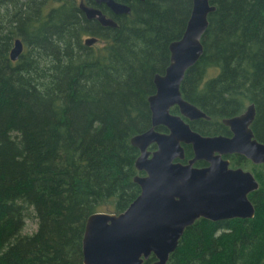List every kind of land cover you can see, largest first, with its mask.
Masks as SVG:
<instances>
[{
	"label": "trees",
	"instance_id": "1",
	"mask_svg": "<svg viewBox=\"0 0 264 264\" xmlns=\"http://www.w3.org/2000/svg\"><path fill=\"white\" fill-rule=\"evenodd\" d=\"M146 1L109 27L78 0H0V264H84L87 217L121 212L141 192L131 138L152 125L154 77L191 8V0ZM211 2L203 54L181 83L211 118L190 123L226 133L223 117L255 102L253 130L264 142V0ZM89 35L98 40L86 44ZM18 37L24 49L13 59ZM184 147L188 158L193 147ZM231 160L260 183L249 193L255 215L197 218L167 264H264V162ZM30 207L38 227L23 233Z\"/></svg>",
	"mask_w": 264,
	"mask_h": 264
},
{
	"label": "water",
	"instance_id": "2",
	"mask_svg": "<svg viewBox=\"0 0 264 264\" xmlns=\"http://www.w3.org/2000/svg\"><path fill=\"white\" fill-rule=\"evenodd\" d=\"M106 1L116 11H130L125 3ZM89 17L102 23L117 22L100 9L80 3ZM210 0H193L190 18L182 36L171 41V59L166 70L155 74L156 91L149 95L152 125L132 136L140 148L136 167L143 171L134 180L141 192L121 212L97 211L87 217L83 237L84 264H145L151 254L152 264H167L185 229L199 217L212 220L253 217L256 207L249 193L260 185L255 174L242 166L231 167L224 153L244 154L256 163L264 162V142L255 136L251 124L256 104L236 115L223 118L233 135L203 134L185 119L210 118L200 106L183 96L181 83L187 69L202 56V41L211 11ZM97 41L95 35L85 38L86 44ZM24 49L16 38L10 51L17 59ZM178 105L180 113L171 111ZM168 130H159L158 125ZM155 143L157 148L150 149ZM183 143L193 146L194 157L185 163ZM206 159L208 166H196Z\"/></svg>",
	"mask_w": 264,
	"mask_h": 264
},
{
	"label": "flooded vegetation",
	"instance_id": "3",
	"mask_svg": "<svg viewBox=\"0 0 264 264\" xmlns=\"http://www.w3.org/2000/svg\"><path fill=\"white\" fill-rule=\"evenodd\" d=\"M116 1H118V2H121V3H125V4H127V5H129L130 6V8H131V10L130 11H128V12H126V11H116L113 7H111L106 1H102V2H99V1H97V0H78V4H79V8L81 9V11L85 14V16L87 17V18H89V19H92V20H97V21H99L103 26H109V27H117L118 25H119V21L120 20H122V19H125L128 15H131L132 13H133V11H135L136 10V8H138V7H141V6H143L145 3H147V1L146 0H116ZM212 0H210V2H211ZM81 2H84L85 4H87V5H90V6H93V7H95V8H98V9H100L104 14H106V16L107 17H111V18H113L116 22H117V24L115 25V26H113V25H110V24H104V23H102V21L97 17V16H94V17H89L88 15H87V13H86V11L85 10H83V8L81 7V5H80V3ZM190 5H191V8H190V15H191V12H192V7H193V0H191L190 1ZM212 3V2H211ZM212 4H214V3H212ZM212 12V11H211ZM190 15H189V17H188V19L190 18ZM208 18H209V15H208ZM187 22H188V20H187ZM187 25V24H186ZM184 33V32H183ZM90 36V35H89ZM182 36V35H181ZM97 37V36H96ZM180 38V37H179ZM97 40H98V37H97ZM170 47V46H169ZM171 51V50H170ZM167 68V67H166ZM184 96V95H183ZM185 97V96H184ZM186 98V97H185ZM189 100V99H188ZM172 107H177V110L176 111H173V112H175V113H180V108H179V106L178 105H174V106H172ZM172 107H171V111H172ZM239 114V113H238ZM236 115V114H235ZM233 116V115H232ZM256 116V115H255ZM201 118H204V117H201ZM211 118V117H210ZM210 118H206V119H210ZM224 118V117H223ZM185 119L187 120V121H189V123H190V121H193V120H196V119H199V118H195V119H189V118H186L185 117ZM255 119V118H254ZM222 121H223V119H222ZM254 121V120H253ZM224 123V122H223ZM191 124V123H190ZM225 124V123H224ZM162 125V124H161ZM225 125H227V124H225ZM165 126V125H164ZM192 126V125H191ZM228 126V128H227V132L226 133H223V132H221V133H215V134H225V135H228V136H231V135H233V132H232V130H231V128H230V126L229 125H227ZM158 127V126H157ZM251 127L253 128V122H252V124H251ZM160 130V129H159ZM167 130H168V128H167ZM166 130V131H167ZM165 131V130H164ZM202 133V132H201ZM203 134H205V133H203ZM210 135H212V134H210ZM256 136V135H255ZM152 144H154V143H152ZM151 144V145H152ZM184 144H189V143H183V145ZM150 145V146H151ZM150 146H149V148H150ZM193 147V146H192ZM155 148H157V145H156V147ZM155 148H150V149H155ZM185 148V147H184ZM234 155V154H239V153H224V154H222V156L224 157V158H228V159H230V166L231 167H238V166H241V165H233V163H232V160H231V155ZM194 155H195V153H194V150H193V154L190 156V157H186V152H185V157L182 159V161L183 162H185V163H187V162H189V160L190 159H192L193 157H194ZM241 155H244V154H241ZM247 157V156H246ZM250 159V158H249ZM253 161V160H252ZM254 162V161H253ZM200 163H202L201 165H200ZM256 163V162H255ZM263 163V162H262ZM210 164V162L209 161H207L206 159H198V160H196L195 162H194V165H196V166H208ZM243 167V166H242ZM244 168H246V167H244ZM247 169V168H246Z\"/></svg>",
	"mask_w": 264,
	"mask_h": 264
},
{
	"label": "rangeland",
	"instance_id": "4",
	"mask_svg": "<svg viewBox=\"0 0 264 264\" xmlns=\"http://www.w3.org/2000/svg\"><path fill=\"white\" fill-rule=\"evenodd\" d=\"M38 227V220L35 216V209L30 207L28 210V216L25 218V226L23 228V233H32Z\"/></svg>",
	"mask_w": 264,
	"mask_h": 264
}]
</instances>
